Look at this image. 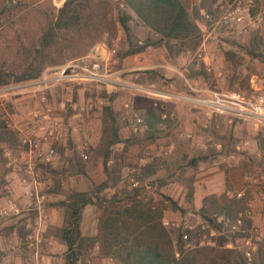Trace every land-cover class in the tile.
Returning a JSON list of instances; mask_svg holds the SVG:
<instances>
[{"label":"rangeland","instance_id":"374dc122","mask_svg":"<svg viewBox=\"0 0 264 264\" xmlns=\"http://www.w3.org/2000/svg\"><path fill=\"white\" fill-rule=\"evenodd\" d=\"M16 1L12 0V3L15 4ZM24 1L27 2L26 10L15 16L13 27L8 28L4 36L0 35V38L6 37L9 41V46H2L3 39H0V56L9 57V68L21 62L24 53L22 45L28 46L29 41L36 38L45 15L54 13L65 0ZM92 2L99 4L95 6L99 8L98 17H93L89 28L83 29L81 33L60 31V45L66 47L59 59L61 63H51L45 68L62 64L103 45L116 49L115 56L110 60V67L112 70L126 69L112 75L122 82L131 84L135 81L144 86L161 87L174 80L172 90L182 91L178 76L159 66L171 64L179 68L187 66L190 77L198 84L205 82L208 88L217 87L241 94H248L253 90L264 93V0L213 1L198 22L201 30L199 45L194 50L186 51H177L176 43H173L171 50L163 43H154L155 35L152 38V31L121 0ZM183 2L191 11L200 0ZM234 3L249 6L253 14H261L262 20L253 26L245 20L238 27L225 30L219 20ZM29 4L33 6L30 7ZM124 12L129 14L127 31L118 21ZM206 13L210 14L209 19L205 17ZM143 45L145 48L142 51L131 52ZM199 48L204 49V61H198L194 57ZM250 49L253 50V55L248 53ZM10 60L12 65H9ZM207 63L216 73H221L219 78L207 72ZM23 82L25 81H11L3 87ZM103 90L107 93L106 96H102ZM41 97V93L27 88L1 92L0 198L10 194L21 198L20 177L23 170L19 156L20 136L16 128L27 120V111ZM69 97L78 104L75 110L60 106L61 101ZM155 100L157 99L152 94L135 91L131 87H106L102 84L76 82L58 85L47 95L52 116L61 120L64 133L56 144L55 160L51 164L40 166V178L45 182L47 194L44 206L49 215L46 234L52 240L50 246L43 248L40 264H65L66 246L56 235L64 221V209L59 202L68 192L88 190L91 183H99L106 177L102 157L98 153L104 119L103 108L106 105L111 106L121 141L111 146L108 160L111 182L117 181L115 185L106 188L101 193L102 196L123 198V190L129 192L133 187L147 182L149 189L142 192V195L150 196L154 205L164 208L163 220L178 222L180 226L186 222L191 227L188 228L191 232V245H213L217 237L224 236L227 239L226 247L243 251L247 246H254V259L258 249L264 256V195H259L262 191L264 194V181H260V176H264V126L256 125L253 119L236 118L178 100L163 105L164 111L174 113L173 120H166L162 126L156 125V129H148L145 124L141 131L135 132L132 126L135 115L144 120L148 105L161 111L159 106L154 105ZM88 102L93 104L91 110L86 109ZM126 102L130 104L128 109L124 105ZM207 116H210L209 125L202 129L200 123ZM182 132H190L194 137L183 138ZM4 133H8L12 140L11 158L4 154ZM218 143L221 144L220 148L216 146ZM167 147L172 148V153L163 155L162 150ZM85 148L88 149L87 159L81 157ZM226 179L233 191L235 183L244 184L241 187L243 193L236 195L246 198V204L239 213L244 211L247 203L252 202L254 205L253 217L245 219L241 232L232 231L230 223L233 219L223 214H209L212 218L223 215L229 220L221 223V228L215 229L200 213L204 192L211 189L214 191L212 194L219 196L228 187ZM133 181L137 184H132ZM99 212L95 205L88 204L83 208V235L96 234ZM33 217V212H29L18 219L0 222V264H32L25 242L29 233L28 224ZM252 224L261 227L258 235L250 233ZM181 228L168 229L175 236ZM238 233L243 236H237ZM246 239L251 241L250 245L246 244ZM80 251L78 264H121L115 258L101 256L97 245L92 247L85 243Z\"/></svg>","mask_w":264,"mask_h":264},{"label":"trees","instance_id":"16d2710c","mask_svg":"<svg viewBox=\"0 0 264 264\" xmlns=\"http://www.w3.org/2000/svg\"><path fill=\"white\" fill-rule=\"evenodd\" d=\"M121 1L152 31V38L155 35L154 43L158 45L163 43L170 50L173 43H176L177 51H186L194 50L199 45L201 41L199 19L215 0H200L191 11L183 0ZM26 3L24 0H17L15 4L12 0H0L1 36L6 34L8 28L13 27L15 16L26 10ZM95 6L99 4L93 3L92 0H65L54 13L46 14L36 38L30 40L28 46L22 45L24 53L19 64L9 68L7 67L9 57L0 56V86L11 81L20 82L37 78L46 65L61 63L59 59L66 47L60 45V31L81 33L83 29L89 28L90 20L99 15V8ZM128 20L129 14L125 12L118 18L126 31L129 30ZM8 43L4 37L1 45L9 46ZM144 48L145 45L139 46L131 52H140ZM248 53L254 54L252 49L248 50ZM12 64L10 60L9 65ZM102 94L106 96L107 93L103 90ZM103 117L98 153L102 157L105 179L99 183H91L88 190L70 191L59 202L64 209V221L56 235L66 246L64 263L78 264L80 250L83 244L87 243L92 247L97 245L101 256L115 258L121 264H245L243 251L235 247H226L227 239L224 236L217 237L213 245H191L189 230L184 231L187 234L186 238H183L184 233L181 231L173 236L172 231L163 224L164 208L154 205L150 196L142 195V192L149 189L146 186L147 182L133 187L129 192L123 190V198L114 199L101 195L117 181L111 182L108 160L111 146L121 141L111 106H104ZM143 121L148 129H156V125L161 121L160 112L148 105ZM3 135V147L13 151L8 133L7 137L5 133ZM85 152L88 153L87 148ZM226 183L228 187L225 192L219 196L205 195L200 206L203 218L215 229L221 228V222H217L216 218L210 217L209 214H223L234 219L246 204V198L237 197L227 179ZM88 204L95 205L100 211L94 236H85L81 230L82 211ZM173 205L177 208L175 202ZM237 236L243 234L238 233ZM188 242L189 246H186ZM254 260L258 264H264V256L260 249Z\"/></svg>","mask_w":264,"mask_h":264},{"label":"built area","instance_id":"2783aa9c","mask_svg":"<svg viewBox=\"0 0 264 264\" xmlns=\"http://www.w3.org/2000/svg\"><path fill=\"white\" fill-rule=\"evenodd\" d=\"M205 17L210 18V14L206 13ZM247 20L249 25H254L262 20L261 14H253L249 6H241L239 3H234L230 10L225 11L221 19L220 25L225 30L236 28ZM241 31V30H239ZM116 49L107 48L103 45L91 49L87 54L68 60L62 64L47 67L41 74L34 79L26 80L23 83L14 84L9 87L0 86L1 92L7 89L27 88L42 94V97L27 111V120L20 124L16 129L20 136V159L22 167V175L20 177L21 198L14 195H6L0 198V222L11 219H18L33 212V220L28 224L29 233L25 242L26 252L32 264H40L42 260L43 248L50 246L52 240L47 236V227L49 223L48 211L45 209L44 202L47 194L45 192V182L40 178V166L51 164L57 155L56 144L59 138L64 133L60 119L52 116V107L47 101V95L52 93L53 88L58 85H64L69 82L76 83H96L106 85V87L126 86L131 87L135 91L146 94H152L156 97L153 103L160 107L161 121L160 126L167 119L173 120L174 113H167L163 110V105L167 102L174 103L175 101H183L192 104L196 107H203L206 110L224 113L236 118L253 119L256 125L264 126V93L259 90H253L248 94L238 93L235 91H224L217 87L208 88L203 84H198L189 75L187 66L179 68L171 64H162L160 67L167 68L178 76L182 85V91L176 92L170 89L167 84H162L161 87L144 86L138 82H122L113 78L112 75L124 70H112L110 60L115 56ZM190 53V51H188ZM195 59L204 61V49L199 48L195 52ZM115 59L113 60V62ZM207 72L214 77L219 78L221 73H216L214 68L207 63L205 66ZM137 77V75H135ZM67 105V106H66ZM77 102L72 97L61 101L60 106L63 109L71 107L75 110ZM125 108L128 109L130 104L126 102ZM93 104L88 102L86 109L91 110ZM83 109V108H80ZM210 116L205 117L200 126L202 129L209 125ZM133 130L139 132L145 127V123L141 116L135 115L132 121ZM181 136L186 139H192L194 136L190 132H182ZM218 148L221 144H216ZM172 153V148L167 147L162 150L163 155ZM4 154L8 158L13 157L12 149L5 147ZM83 159H87V153H81ZM264 176H260V181ZM254 181H257L254 180ZM134 185L137 184L133 181ZM264 184V183H263ZM263 192V191H262ZM241 194H238L240 196ZM254 205L252 202L247 203L243 212L239 213L236 218L231 220V230L241 232L244 229L245 219H251L254 213ZM216 220L223 223L229 221L223 215H216ZM163 224L167 228H181V232L190 229L186 222L180 226L178 222L163 220ZM261 232V227L252 224L250 233L258 235ZM187 234H183L186 238ZM251 241L246 239V244L250 245ZM189 246V242L186 244ZM254 246L243 249L245 264H256L253 256Z\"/></svg>","mask_w":264,"mask_h":264},{"label":"crops","instance_id":"0c3cea01","mask_svg":"<svg viewBox=\"0 0 264 264\" xmlns=\"http://www.w3.org/2000/svg\"><path fill=\"white\" fill-rule=\"evenodd\" d=\"M174 80H172V81H170L167 85L169 86V88L171 89L172 88V86L174 85V82H173ZM196 184H197V181H195L194 182V185H195V190H196ZM253 185H254V183H252ZM242 186H244V184H243V182H240V183H235V185H233V188H234V193L236 194V195H238V194H241V193H243V188H241ZM212 193H214V191L213 190H211V189H208V190H206V192H204V194H203V196H202V198L205 196V195H208V194H212ZM259 195H264L262 192H259ZM4 223V222H3ZM44 263V262H43ZM46 263V262H45ZM8 264H15L14 262L13 263H8Z\"/></svg>","mask_w":264,"mask_h":264}]
</instances>
